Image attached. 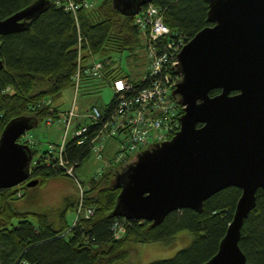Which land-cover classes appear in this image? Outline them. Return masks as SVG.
<instances>
[{
  "label": "trees",
  "instance_id": "obj_1",
  "mask_svg": "<svg viewBox=\"0 0 264 264\" xmlns=\"http://www.w3.org/2000/svg\"><path fill=\"white\" fill-rule=\"evenodd\" d=\"M50 1L49 7L33 17L28 27L0 34V59L3 61L0 68V133L6 122L17 115L29 114L40 121L47 116L58 119L60 108L53 102L62 96L63 90L74 85L72 77L79 55V31L83 38L84 61L89 51L96 57L113 58L120 52L136 49L142 43L140 30L134 23L135 17L120 14L112 7V0L95 4L89 0L88 7L76 9V19L71 10L64 8L67 0ZM31 2L0 0V17H8ZM152 3L162 6L164 23L173 31L183 32L186 42L202 27L210 25L206 20L209 7L206 0H153ZM113 64L106 65L108 75L129 78L118 73ZM81 83L79 91L84 95L99 92L100 86L105 84L84 72ZM219 91L215 88L210 94ZM115 96L106 109L101 108L103 111L115 106ZM49 98L51 101L46 103ZM94 129L92 125L89 136ZM77 140L70 137L62 152L67 163L74 162L75 167L89 154V148ZM28 143L34 157L47 152L45 150L35 156L38 150L31 142ZM120 167L122 165L105 169L99 178L93 177L86 183L89 186L83 192V204L95 211L90 217L80 215L72 227L65 215L69 205H77L78 197L75 200L66 197L68 203L59 209L58 220L55 221L51 220L48 212L17 210L13 199L20 196V189L0 188V264H127L129 250L126 244L129 241L168 242L171 235L180 230L192 234L189 245L170 258L145 264H202L209 260L228 228L236 201L241 196L240 189L233 185L222 188L204 201L200 211L191 207L179 208L170 211L155 226H151L150 221L128 219L126 233L115 238L110 227L116 218L122 217L112 216L110 212L121 189L110 186V181L114 171ZM61 173H65L61 167L53 169L39 165L31 176L46 182L50 176ZM255 196L257 203L244 219L239 239L240 249L247 255L246 264H264V188H259Z\"/></svg>",
  "mask_w": 264,
  "mask_h": 264
},
{
  "label": "water",
  "instance_id": "obj_2",
  "mask_svg": "<svg viewBox=\"0 0 264 264\" xmlns=\"http://www.w3.org/2000/svg\"><path fill=\"white\" fill-rule=\"evenodd\" d=\"M153 0H112L122 15L133 16ZM207 22L182 45L175 65L173 93L182 107L174 135L139 150L116 169L110 186L120 188L110 215L162 222L179 208L200 211L212 194L233 185L241 191L218 249L202 264H246L240 249L243 221L264 188V0H206ZM51 4L30 5L0 17V34L30 25ZM3 61L0 59V68ZM218 88L214 95L210 91ZM39 118L17 115L0 133V188L26 183L30 144L20 137Z\"/></svg>",
  "mask_w": 264,
  "mask_h": 264
},
{
  "label": "built area",
  "instance_id": "obj_3",
  "mask_svg": "<svg viewBox=\"0 0 264 264\" xmlns=\"http://www.w3.org/2000/svg\"><path fill=\"white\" fill-rule=\"evenodd\" d=\"M89 0H67L64 4L66 10H71L76 19L77 8L80 6H89ZM162 6H156L152 2H147L142 9L134 15L135 25L139 28L142 38L141 47L149 59L148 66L145 70L147 73L133 81L128 77L119 75L112 77L106 72V65L114 63L111 57H96L89 51L87 59L84 61L82 55L83 38L77 36V51L79 55L76 58V71L72 77L74 98L72 107L67 110L58 112V120L61 121L65 130L62 140L58 143L51 144L47 152L41 157H32L29 170L33 173L36 166L53 167V169L63 168L65 174L75 180L77 189H79L76 210L73 225L76 224L80 215L90 217L95 210L92 207H86L83 202V192L85 185L75 174L76 168L74 162L67 163L62 156L65 151V142L69 139L68 132L71 124L76 117L83 116L88 122H79L78 126L71 132V137L77 138V143H83L89 148V153H93L97 159L104 158L103 153L106 149V141L115 138L118 148L113 152L111 159H104L103 165L94 178H98L107 168H113L123 160L132 156L144 147H148L154 141H162L169 138L175 133L181 124L179 116L183 113L182 107L176 100L173 93L175 83L178 82L179 75L176 73L175 65L179 61L178 53L182 45L186 43L183 32L173 31L167 26L162 16ZM89 50V48H88ZM84 73H90L91 77L97 81L110 84L115 92V106L110 110L103 111L96 104H90L83 111L80 105H77L76 98L82 85L81 76ZM50 98L47 102H50ZM53 118L47 116L43 120L49 125ZM94 125L95 129L89 136V129ZM25 135V136H24ZM26 138V133L24 134ZM25 142L34 140L27 138ZM30 173V174H31ZM92 177V178H93ZM83 184V185H82ZM84 186V187H83ZM19 195L21 192L19 191ZM129 218H116L110 229L113 231L115 238L121 237L126 233V221Z\"/></svg>",
  "mask_w": 264,
  "mask_h": 264
},
{
  "label": "rangeland",
  "instance_id": "obj_4",
  "mask_svg": "<svg viewBox=\"0 0 264 264\" xmlns=\"http://www.w3.org/2000/svg\"><path fill=\"white\" fill-rule=\"evenodd\" d=\"M100 1L102 0H93V3H99ZM144 52L145 51L144 49H142L141 45H139V47L134 50L129 49L120 52L117 55L113 56V65L118 68V73L120 72L123 75L129 76V78L131 77L133 80H136L140 78L141 75H145L147 73V70L145 69L148 66L149 59H147ZM114 94L115 92H113L110 84L106 83L103 84V86H100L99 92H94L93 94L89 93V95H84L81 93V91H79L76 102L77 105H80V110L82 111L91 103L96 104L99 107L101 106L100 108L106 109L109 106L110 99L112 98V96H114ZM61 95V97L54 100L53 105L59 106L61 111L67 110L68 108L72 107L71 103L75 96L73 88L70 86L67 87L62 91ZM58 119L52 120L49 125H46L44 121L39 120L36 126L26 132V138H24L25 135L20 137L21 140L27 138L34 140L31 144L33 148L38 150L35 156L39 155V153L44 152L45 150H48L49 145H53L62 140L65 126H63L61 121ZM79 121L87 122V120L83 116L76 117L73 120V123L70 125L71 128L68 132L69 138L71 137V132L73 131V129H75L76 124ZM112 151L113 150H110V148L104 150V158L102 159H97L96 157H94L93 153H89L86 158L81 160L80 165L76 167L75 171V174L78 179L81 180V183L89 182L93 175H96L97 171H99L102 167L104 159L107 160L112 158ZM136 153L137 152H134L130 158L123 160V163L134 159ZM56 177L57 176H54V178ZM51 182L52 180L50 182L40 181L39 184H36L34 186L30 185L29 187L26 186V184H20L19 186H17L16 189H20L19 191L21 192V194L20 196L13 199V203L15 205L14 208L19 211L23 210L29 212H48L50 214L49 216L51 220H58L59 209L64 204H67L68 200L67 198L62 197L59 203L51 201L50 197L52 193L56 191L50 185ZM88 186L89 183L86 186L87 189ZM75 214H77L76 206L69 205L67 214L65 215L66 220L69 224H73ZM191 239H193L191 233L180 230L173 236L171 235L170 241L168 242H162V240H159L157 242L149 241L148 243H143L141 241H129L126 244V248L127 250H129L127 264H145L150 262L151 260L154 261L159 260L160 258H170V256L181 250V248H185L187 245H189Z\"/></svg>",
  "mask_w": 264,
  "mask_h": 264
},
{
  "label": "crops",
  "instance_id": "obj_5",
  "mask_svg": "<svg viewBox=\"0 0 264 264\" xmlns=\"http://www.w3.org/2000/svg\"><path fill=\"white\" fill-rule=\"evenodd\" d=\"M107 148H110V150H113L112 154L118 148L115 138L112 137L111 139H108L106 141V149ZM56 176H57L56 178H54V176H50L49 179H47L46 181V182H50L52 180L50 185L52 186V188L56 190L54 193H52L50 197L51 201L55 203H59L62 197H65V198L69 197L75 200L78 197V193H79V189H77L75 180L71 179V177L65 173H61L59 176L58 175ZM57 178H61V179H57ZM62 178H64L65 180Z\"/></svg>",
  "mask_w": 264,
  "mask_h": 264
}]
</instances>
